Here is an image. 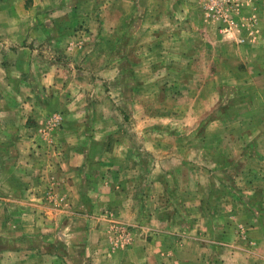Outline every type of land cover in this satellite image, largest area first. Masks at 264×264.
Masks as SVG:
<instances>
[{
  "label": "rangeland",
  "instance_id": "374dc122",
  "mask_svg": "<svg viewBox=\"0 0 264 264\" xmlns=\"http://www.w3.org/2000/svg\"><path fill=\"white\" fill-rule=\"evenodd\" d=\"M24 10L23 44L58 77L42 99L17 102L28 106L21 121L33 144H21L16 126L15 137L0 134V264H234L227 254L245 250L252 263L240 253L238 263L261 264V212L234 211L228 222L214 207L220 189L219 204H264V53L246 48L264 43V0H27ZM8 29L0 26L2 41ZM249 75L261 78L246 89L240 78ZM241 89L258 102L250 99L246 112L258 128L236 152L228 123L237 140L245 115L215 118ZM121 136L143 182L154 154L183 150L189 175L198 173L188 193L174 177L151 200L152 180L137 187L114 179L100 157ZM84 151V165L66 167ZM226 234L231 246L220 241Z\"/></svg>",
  "mask_w": 264,
  "mask_h": 264
},
{
  "label": "crops",
  "instance_id": "0c3cea01",
  "mask_svg": "<svg viewBox=\"0 0 264 264\" xmlns=\"http://www.w3.org/2000/svg\"><path fill=\"white\" fill-rule=\"evenodd\" d=\"M8 4H4L3 7L0 8V26L4 25V23L7 21V24L9 25V29L7 30V35H8V40H3L2 38L0 39V134L4 133L6 135H11L8 136V138H12L13 136L15 137L14 134V127L16 126V130L18 128L21 129L20 137L21 139L20 142L21 144L25 143L26 145L33 144L32 143V135H33V130L32 128L28 127L27 121L28 119L24 120V125H22L21 117L23 113H26L27 116L30 115V112L28 110V106H22L18 105L17 102L23 101V99H31V100H38L42 99L44 97L45 90L44 88L46 86H49L50 84L54 85L57 77H58V72H55V67L51 63V65H44V60L39 57V54L36 53V51H32L31 48L23 42L26 40L27 35H28V27L26 29L24 28V21L26 17L28 18V13L24 10L25 4L27 0H7ZM41 1V0H40ZM1 3V1H0ZM264 12L261 13V17L264 19ZM260 17V15H259ZM36 34H40L38 31H36ZM262 36L264 37V32L262 33ZM262 36H260V39L262 40ZM264 39V38H263ZM9 43V44H8ZM263 43V42H260ZM258 43L255 44H248L246 45V48L251 49L255 48L257 49L258 53L262 51L264 53V43L263 45ZM259 47V48H258ZM264 59V58H263ZM179 65L183 66V63L180 60H178ZM245 65L248 63H251V58H246L243 60ZM174 64V61L168 60V66L172 67ZM175 64H177V61H175ZM248 67V65H247ZM57 71V69H56ZM48 73V74H46ZM183 77V75H182ZM233 78V77H232ZM255 78H261V77H254L253 75H249L247 77L240 78V83L244 86L251 84V83H256L254 82ZM245 94L247 95L248 93L245 92V89L237 94H234V104L228 105L227 109L225 107V112L219 110L218 114L216 115L217 118L215 120H223L221 116H223L225 113H229L232 115H235V109H238L239 111L242 112L240 115H245L244 116V133L236 140V134L231 132L232 128V123H228V129L227 132L229 135H232L230 142H231V147L235 149L237 152L238 149H242L244 145V140H245V135L249 130H254L255 124L252 123V121H247L248 119L246 118V112H249L248 107L255 106L254 102L252 103L250 99H245ZM251 95V94H250ZM253 96V95H252ZM31 97V98H30ZM58 95H56V98ZM236 97V98H235ZM56 98L53 96V106L56 108ZM255 98L258 99V97L255 95ZM245 99V101H244ZM263 100V99H262ZM244 102V103H240ZM255 104H258L256 102ZM17 106V107H15ZM35 109H39V107H35ZM52 112V111H51ZM20 120V123L17 125L16 122ZM215 120L212 121V123L216 122ZM18 126V127H17ZM263 128V127H260ZM14 129V130H13ZM8 132V134H7ZM108 133V132H107ZM69 134V133H68ZM58 135V134H57ZM109 135V133H108ZM218 135V134H217ZM1 137V135H0ZM63 137L62 139H64ZM2 139V138H1ZM57 139V138H56ZM239 139L241 140L239 142ZM13 142V140H11ZM15 141V140H14ZM61 143V141H60ZM76 143V142H75ZM154 142L152 140H149V142H146L147 149L149 151H153V147L150 144H153ZM183 143V142H182ZM221 143H217L216 147L217 151L222 149ZM101 145V143H100ZM104 145V143H103ZM115 148L111 149V151H104L103 154H101L100 160L102 158L103 161V167L106 169L111 168V176L115 179V177H118V179L121 182H128V184H135L137 187L146 185V181L152 180L153 184L150 186L151 188V200L153 196H160L163 194V196L166 193V188L168 184L169 179H173L174 177H177V181L180 182L181 179H183V183L180 185V190L183 192H187L188 187L190 184L193 182H190V179H192L190 176L196 175L198 176V173L195 171L194 174L191 173L189 175V169H186V167L190 164V158L185 155L183 150H180L179 154H176V156L169 155V156H158L154 154V156L157 158L156 161H154L153 165L149 168H146V171H148V180L144 181L146 179L143 175V167L138 165L137 162L140 161L136 158L134 155L129 154V149H126L125 146L129 147V142L124 139L123 136L119 138V140H116V143L114 144ZM102 146V145H101ZM183 149V148H181ZM87 156H88V151L86 150ZM86 153H72L68 160L66 161V167L71 168V167H79L85 164L87 161L86 159ZM218 154L221 155L222 152H217ZM89 157V156H88ZM149 158V156H148ZM153 159V157H150ZM107 166V167H106ZM104 170V169H103ZM152 172L153 175H150ZM143 182V183H142ZM198 181H196L197 184ZM142 183V184H141ZM221 187V182L219 183ZM110 188V186L108 185ZM130 188H133L132 186ZM129 188V189H130ZM127 192V191H126ZM191 194H196V191H191ZM220 193V199H218L219 203L221 201H225L223 197L224 194L221 193V189L219 191ZM157 199V197H156ZM253 197L251 198V202L244 201L243 205L242 202L239 203V200L237 199V202L234 204L235 205H230L225 206L226 204H216L215 205V210H218L219 212H225L226 214H222V217L220 218H226V221L230 222L231 221V216H234V211H240V210H245L249 212L257 211L261 212L257 214L260 218V223H258V226L261 228H264V204L263 205H258L253 203ZM105 201H109V196L106 195ZM150 200V201H151ZM132 202L129 201L128 203L123 202V207L124 210L130 209V206ZM194 203V202H193ZM190 204V203H189ZM196 205V210H200L198 207L199 205H202V201L194 203ZM256 206V207H255ZM219 217V216H218ZM219 222H217V225ZM223 223V222H222ZM220 222V225H223ZM260 224V225H259ZM220 239V238H219ZM220 241L228 243L227 246H231L230 243H233V240L230 239L229 235L223 236ZM256 241V240H255ZM264 244V239H261V245ZM245 255V261L246 257L248 256L250 259V262L252 263L251 251H243V252H234L231 251L229 254V260L232 259V263L234 264L238 263V259L236 258V255ZM185 252L181 251L180 254H177L178 259H182L184 257ZM166 258H173L171 254L164 253ZM219 258L225 259L221 256ZM261 264H264V255L261 254ZM174 259V258H173ZM198 259V256H197ZM178 264H185L181 261H177ZM196 264H201L200 262L196 261ZM238 264H244L242 261L239 260Z\"/></svg>",
  "mask_w": 264,
  "mask_h": 264
},
{
  "label": "built area",
  "instance_id": "2783aa9c",
  "mask_svg": "<svg viewBox=\"0 0 264 264\" xmlns=\"http://www.w3.org/2000/svg\"><path fill=\"white\" fill-rule=\"evenodd\" d=\"M213 1V0H212ZM209 3V2H208Z\"/></svg>",
  "mask_w": 264,
  "mask_h": 264
}]
</instances>
